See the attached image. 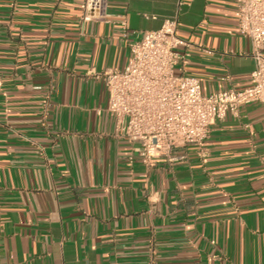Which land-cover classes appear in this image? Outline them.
Masks as SVG:
<instances>
[{"label":"crops","instance_id":"obj_1","mask_svg":"<svg viewBox=\"0 0 264 264\" xmlns=\"http://www.w3.org/2000/svg\"><path fill=\"white\" fill-rule=\"evenodd\" d=\"M81 1L0 0V264H264V107L145 165L115 133L103 72L175 0H106L90 21ZM183 1L176 71L203 94L248 86L237 0Z\"/></svg>","mask_w":264,"mask_h":264},{"label":"built area","instance_id":"obj_2","mask_svg":"<svg viewBox=\"0 0 264 264\" xmlns=\"http://www.w3.org/2000/svg\"><path fill=\"white\" fill-rule=\"evenodd\" d=\"M184 4L175 0L174 13L159 28L129 42L124 68L103 72L106 111L114 118L115 133L128 139L145 165L158 157L180 158L179 150L187 146L201 148L211 125L244 104L264 107V0H237L238 31L252 45L250 84L209 94L201 92L196 77L181 67L176 71L183 59L179 47L188 45L177 33ZM80 8L82 21L106 16V0H82Z\"/></svg>","mask_w":264,"mask_h":264}]
</instances>
